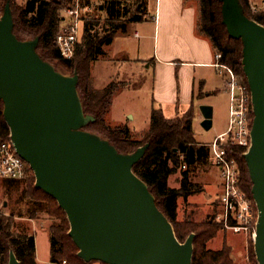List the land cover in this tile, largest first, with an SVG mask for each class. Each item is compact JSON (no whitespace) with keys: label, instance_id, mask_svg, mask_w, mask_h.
<instances>
[{"label":"water","instance_id":"95a60500","mask_svg":"<svg viewBox=\"0 0 264 264\" xmlns=\"http://www.w3.org/2000/svg\"><path fill=\"white\" fill-rule=\"evenodd\" d=\"M229 38L241 44V68L250 90V146L243 153L257 210L253 235L264 264V26L248 18L241 0H216ZM40 36L18 38L10 0L0 16V102L16 154L29 166L34 188L56 201L69 223L77 258L88 264H192L195 234L182 243L134 166L150 147L120 152L88 131L96 117L84 111L79 77L65 75L38 52ZM202 125L213 109L200 107ZM8 264H20L13 251Z\"/></svg>","mask_w":264,"mask_h":264},{"label":"trees","instance_id":"16d2710c","mask_svg":"<svg viewBox=\"0 0 264 264\" xmlns=\"http://www.w3.org/2000/svg\"><path fill=\"white\" fill-rule=\"evenodd\" d=\"M91 0H80L82 8L90 7ZM98 7L93 15H84L82 31L72 60H63L55 46L62 16V9L74 5V0H24L23 6H16L10 0L15 33L18 38L40 36L38 51L43 58H51L66 69H75L79 77L78 90L82 97L84 111L96 117V122L86 129L106 135L107 139L122 153H132L146 143L150 147L143 159L134 166V173L140 177L155 196L159 208L172 223L176 236L184 242L190 234H195L192 264H232L231 249L224 246L220 251L206 248L222 227L215 217L206 218L203 222H194L191 218L178 219V200L184 202L190 196L202 192L192 180V175L199 167L210 166V148L195 141L192 129L193 119L182 121L175 127L168 125L161 110L151 112L149 129L141 135H135L126 126L111 123L108 117L112 97L122 84L111 83L102 90L94 89L92 67L100 58L106 56L105 48L112 45L118 36H126L131 27L148 19L149 0H97ZM197 7L198 16L196 31L207 38L217 56L216 64L232 69L247 85L242 72L241 44L228 37L221 23L220 4L216 0H184ZM248 18L264 26V10L252 12L249 0H241ZM98 13L103 15L100 25ZM101 29L102 35L98 34ZM74 71V72H75ZM249 88V87H248ZM194 106V105H192ZM0 102V138L9 139V129L2 118ZM229 154L236 160L240 170V187L251 197V182L243 160L244 149L230 147ZM27 167L29 177L24 180L1 179V183L9 190L24 185L25 198L33 202L39 209L45 208L47 216L53 220L49 227V262L47 264H83L77 258V248L68 237L69 223L65 213L56 201L34 188L35 178ZM185 170L182 171V168ZM180 172L179 188L168 185L170 177ZM23 183V184H22ZM15 222L14 215L0 213V264H8L9 253L13 251L20 264H39L36 260L34 234ZM19 228L21 230L19 231ZM26 232H24V231Z\"/></svg>","mask_w":264,"mask_h":264},{"label":"rangeland","instance_id":"374dc122","mask_svg":"<svg viewBox=\"0 0 264 264\" xmlns=\"http://www.w3.org/2000/svg\"><path fill=\"white\" fill-rule=\"evenodd\" d=\"M5 1L0 0V16L2 15ZM90 2L91 8H82L80 0H74L73 4H78L82 8L81 14L83 17L84 15H93L94 8L98 7L99 2L97 0H91ZM263 3L264 0H252L253 7L250 6L251 11L255 13L264 10ZM14 4L18 7L23 6L24 0H15ZM155 4L156 0H149V11L152 15H154ZM74 5H70L64 9L73 7ZM97 14L101 25L103 23V15L98 12ZM138 27L140 26H137V32L140 36L148 34L150 30L151 33L149 34H152L153 26H146V29ZM98 34L102 35L101 29L98 31ZM21 39L30 40L33 37H22ZM123 50H129L131 53H128V51L123 52ZM38 52L43 57L42 52ZM105 52L106 56L93 64V87L94 89L102 90L111 83L124 85V88L122 89L120 86L119 91L112 97L108 117L111 123L124 125L132 133L139 136L149 129L151 112L158 107L153 102L152 96L154 72L153 69H148L149 58L153 52V41L142 39V37L140 40H137L133 38L130 32L126 36L116 37L112 45L105 48ZM45 60L65 75H73L75 71V69L61 67L57 61L51 58H46ZM219 70L222 71L223 75L225 74L222 69ZM198 71L197 76L199 79L196 80L197 94L195 105L175 113L171 118L172 112L170 110H166L164 114L166 118H170L167 119L170 127L183 124L182 121L192 118L195 141L201 144H211L219 135L225 134L228 129L229 95L222 89L220 91L221 80L216 70L201 69ZM200 80H206L207 84L202 86ZM204 106H209L213 109L212 125L208 130L202 125L200 107ZM98 135L107 138L104 134ZM209 161V167H199L192 175L193 182L203 191L188 198L186 202L183 199L179 200L178 219L181 221L185 217H189L194 222L199 223L211 216L215 217L217 223L222 225V227L219 229L217 236L207 244L206 248L212 251H220L224 246H227L231 249L232 264H257L254 253L253 233L235 234L231 230L226 229L221 221H218L220 215L223 213L220 203L222 193L220 192L219 185L221 181L211 156ZM184 170L182 168V171ZM179 179L180 172H177L170 177L168 181L169 187L177 189L179 187ZM0 213L6 216L14 215L15 222L22 225L21 228L24 227L28 230V233L34 234L36 260L39 264L48 263L50 250L48 232L49 227L53 224V220L47 216L45 208L39 209L33 202L25 198L24 185L9 190V188L3 186L0 180ZM21 228H19V231ZM81 262L86 264L83 261ZM88 264L101 263L91 262Z\"/></svg>","mask_w":264,"mask_h":264},{"label":"built area","instance_id":"2783aa9c","mask_svg":"<svg viewBox=\"0 0 264 264\" xmlns=\"http://www.w3.org/2000/svg\"><path fill=\"white\" fill-rule=\"evenodd\" d=\"M82 11L78 4L62 11L55 46L63 60L70 61L75 56L82 31ZM216 67L225 73V84L229 95L228 129L209 145L222 189L220 203L223 213L218 221L235 234L253 233L254 235L257 210L252 198L240 187L239 166L228 151L230 147H239L245 152L250 146L253 119L250 90L232 69L218 64ZM219 71L222 73L221 70ZM26 166L28 165L16 154L11 141L0 138V179H27L29 174ZM61 264L69 263L63 261Z\"/></svg>","mask_w":264,"mask_h":264},{"label":"crops","instance_id":"0c3cea01","mask_svg":"<svg viewBox=\"0 0 264 264\" xmlns=\"http://www.w3.org/2000/svg\"><path fill=\"white\" fill-rule=\"evenodd\" d=\"M249 3L252 6V0H249ZM197 16V7L192 3H185L184 0H156L152 15L148 1V19L131 27L133 38L140 40L142 37L153 41V52L148 65V69H153L154 72L153 102L158 106L155 110H161L163 114L166 110H170L172 112L170 118L175 113L195 105L198 70H216L221 80L220 91L222 89L227 93L226 79L216 67L217 56L210 41L196 31ZM137 26L144 29L146 26H153L152 34H149L150 30L148 34L140 36ZM125 51L131 53L129 50H123ZM200 81L202 86L207 84L206 80ZM164 117L166 118L165 114ZM219 187L222 193L221 182ZM191 197L193 196L189 198Z\"/></svg>","mask_w":264,"mask_h":264}]
</instances>
